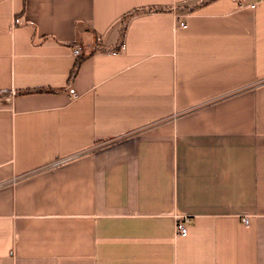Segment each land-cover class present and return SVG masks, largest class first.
<instances>
[{
  "label": "crops",
  "instance_id": "0c3cea01",
  "mask_svg": "<svg viewBox=\"0 0 264 264\" xmlns=\"http://www.w3.org/2000/svg\"><path fill=\"white\" fill-rule=\"evenodd\" d=\"M244 1L0 0V264H264Z\"/></svg>",
  "mask_w": 264,
  "mask_h": 264
},
{
  "label": "built area",
  "instance_id": "2783aa9c",
  "mask_svg": "<svg viewBox=\"0 0 264 264\" xmlns=\"http://www.w3.org/2000/svg\"><path fill=\"white\" fill-rule=\"evenodd\" d=\"M234 1H237L239 3V5H241V6L242 5H246V3H245L244 0H234ZM260 1H262V0H253L250 3V5L251 6H255ZM247 5H249V4H247ZM179 25L180 26H185L186 23H185V21H182L181 20L179 22ZM74 52H75L76 55H79L81 53V47L80 46L75 47ZM188 220H189L188 217H183L182 219H179L177 221V223H176V229H177V232L178 233L183 234V235L187 234V232H188ZM244 221H245V223H248L249 222V217H245L244 218Z\"/></svg>",
  "mask_w": 264,
  "mask_h": 264
},
{
  "label": "trees",
  "instance_id": "16d2710c",
  "mask_svg": "<svg viewBox=\"0 0 264 264\" xmlns=\"http://www.w3.org/2000/svg\"><path fill=\"white\" fill-rule=\"evenodd\" d=\"M161 9H164V8L150 6V7H144L142 9L136 10V11H134L131 14L142 12V11H160ZM125 20H126V17H125ZM84 58H85V56L78 57L75 65H74V67H73V69L71 71V76H70L71 79H73L77 75V73L79 71V68H80ZM40 91H53V88H49V89H42V88L41 89H29V90H23L21 92L26 93V92H40Z\"/></svg>",
  "mask_w": 264,
  "mask_h": 264
}]
</instances>
